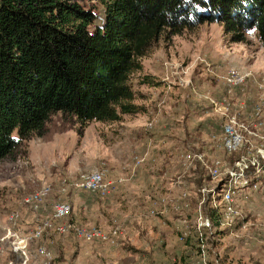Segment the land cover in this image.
Here are the masks:
<instances>
[{
    "label": "rangeland",
    "instance_id": "obj_1",
    "mask_svg": "<svg viewBox=\"0 0 264 264\" xmlns=\"http://www.w3.org/2000/svg\"><path fill=\"white\" fill-rule=\"evenodd\" d=\"M143 63V70L132 75V84L141 103L152 107L162 104L159 110L150 107L152 111L138 120L137 116L124 115L122 131L115 132L113 123L83 125L75 114L56 111L41 136L23 140L0 161V238H8L6 244L0 243V264L20 261L11 250L12 242L19 241L14 233L25 237L26 228L28 232L39 220L51 216L57 199L74 207L69 220L107 232L118 229L117 239L114 243H90L74 234L48 235L31 243L26 264H264V172L257 187L238 193L239 216L232 225L216 222L211 231L199 233L195 222L200 204L205 201L201 207L209 213L211 198H204L200 188L221 184L225 174L213 182L203 167L196 170L195 165H184L182 157L187 151L205 152L219 158L224 169L234 167L246 152L251 156L264 152L263 44L253 32L245 42H232L223 25L203 23L170 37L163 35ZM236 73L244 81L233 84L228 79ZM147 74L153 76V85L141 83ZM233 115L254 132L242 128L247 140L239 150L229 153L218 144L224 122ZM141 129L142 137L138 135ZM136 155L146 158L140 167L135 166ZM101 165L107 167L109 180H117L119 171L140 169L142 188L149 192L146 198L151 201L186 193L180 212L171 204L161 214L156 203L149 208V202L132 206L120 200L118 206L111 202L106 207L99 205L100 210L105 209L99 217L102 222L84 221L75 203L91 192L71 184ZM165 166L167 175L162 170ZM127 182L136 184V180ZM150 182L157 188L147 191ZM48 185L51 194L39 210L25 205V197ZM122 186L131 185L125 182ZM14 210L21 211L15 225L10 220ZM185 226L194 229L195 235L186 241L179 238ZM153 234L156 238H149ZM44 242L51 257L38 253Z\"/></svg>",
    "mask_w": 264,
    "mask_h": 264
},
{
    "label": "trees",
    "instance_id": "obj_2",
    "mask_svg": "<svg viewBox=\"0 0 264 264\" xmlns=\"http://www.w3.org/2000/svg\"><path fill=\"white\" fill-rule=\"evenodd\" d=\"M213 22L232 42L254 32L264 46V0H0V161L53 112L83 125L143 112L131 80L143 58L163 35Z\"/></svg>",
    "mask_w": 264,
    "mask_h": 264
},
{
    "label": "built area",
    "instance_id": "obj_3",
    "mask_svg": "<svg viewBox=\"0 0 264 264\" xmlns=\"http://www.w3.org/2000/svg\"><path fill=\"white\" fill-rule=\"evenodd\" d=\"M228 80L233 84H237L244 81V77L236 73L231 75ZM242 128L248 132H254L248 123L243 121L239 122L236 115L231 116L223 124V137L221 143L218 144V147L225 149L229 153L239 150L244 145L245 140H247ZM211 139L214 141V132L211 133ZM182 157L184 165L191 164L195 165L196 168L197 164H200L213 182L218 181V179L221 178V175L225 174V178L221 180L223 181L221 184L213 185L212 187L202 186L200 191L205 194L204 198L206 196L211 197L209 207L216 210L217 221L232 225L239 216V210L236 205V197L238 193L244 188L257 187L258 180H260V177L264 172V152L260 151L257 156H251L249 152H246L244 156L235 161L234 167L231 168L228 166L224 169L223 162L219 158H212L205 152L187 151ZM145 160V156H134L136 167L142 166ZM121 182V179L109 180L107 167L101 165L94 170L82 173L79 179L73 182L71 186H75L79 189L97 194L102 198H106L118 190ZM65 190L66 187L63 188V191ZM51 191V186H44L40 190L25 197V205L30 206L34 211L39 210L41 204L49 198ZM186 197L187 194L182 193V195H179L178 197L160 198L159 204L161 205V213H165L167 206L170 204L174 211L180 212L183 205V199H186ZM204 202L202 201L200 204L197 213V220L195 222V231L199 233H202L203 230L211 231L215 226V221L212 217L202 210L201 205ZM72 212L73 207L69 202L57 199L52 205L51 216L39 220L32 229L25 234L27 237H21L17 233H14L17 240L19 239L18 242L13 241L11 246V250L16 252L19 256L20 261H17L16 264H26L30 260L28 248L31 243L35 240H43L44 237H48V235L52 234H74L78 238L90 243L96 241L114 243L116 241L115 239H117L118 236V229L107 232L97 226H83L68 219ZM152 213H155V211H152ZM20 218V210H14L11 213L10 220L14 225ZM193 232L194 229L185 226V229L180 231V240H184L191 236ZM6 239H8L7 235L1 237L0 243L6 244ZM0 250H2V247ZM38 253L40 256H45V258L51 257L52 255L48 243L46 242L38 246ZM10 264H15L14 260H11ZM193 264L203 263L195 262Z\"/></svg>",
    "mask_w": 264,
    "mask_h": 264
},
{
    "label": "crops",
    "instance_id": "obj_4",
    "mask_svg": "<svg viewBox=\"0 0 264 264\" xmlns=\"http://www.w3.org/2000/svg\"><path fill=\"white\" fill-rule=\"evenodd\" d=\"M154 93V92H153ZM155 94V93H154ZM151 95V94H150ZM176 98H178L177 100H180L179 99V97H176ZM141 99V98H140ZM140 99H136V103H138V104H143L144 106H145V110L143 111V112H140V113H137V114H133L134 115V118L137 116V118H135V119H139V117H142L144 114H147V112L148 111H152V108H154V110L156 111V109L157 110H159L160 108H161V105L162 104H157V103H155L154 105H153V107H152V105L150 104V103H146V102H140L141 100ZM153 104V103H152ZM174 104V103H173ZM151 105V106H150ZM150 107H152V108H150ZM124 115H129V114H124ZM123 115V116H124ZM133 115H131V116H133ZM122 116V117H123ZM123 121H124V119L123 118H121L120 120H118V121H115V122H100V121H95V122H97V123H113V125H115V127L116 128H118L117 130H115L116 128H114L113 129V131L115 132V131H122V129H121V127L123 126L122 124H124L123 123ZM168 124H170V123H168ZM139 131V133H138V135L140 136V137H142L140 134H142L143 132H142V129L141 130H138ZM145 131V130H144ZM104 134V133H103ZM123 134V133H122ZM101 138V137H100ZM121 138H122V136H121ZM149 138V137H148ZM121 143L122 144H124L125 145V141L123 140V141H121ZM147 143V142H146ZM169 164H167V166H168ZM167 166H165L164 168H162V170H163V173L165 174V175H167V169H166V167ZM125 168H127V167H124V169ZM119 171V170H118ZM140 169L139 170H137V172H135V171H132V170H130V172H122V171H119L118 173H117V176H116V179H121L122 180V182L120 183V185H119V187H118V190L115 192V193H113L112 195H110V196H108V197H106V198H102V197H100L99 195H97V194H94V193H88V196L87 197H85L84 199H82L81 198V200L80 201H76V203H75V208H76V206H79L80 208V212L82 213L80 216H81V218L84 220V221H92V222H94V223H97V222H102L101 221V219L99 218V217H102L103 216V214L104 213H102L105 209H103V211L102 210H100V206L99 205H101L102 207H103V205H104V207H106V204H109L110 202L112 203V204H114V206L115 205H117L118 206V202L121 200H123L122 202H126V204L127 203H130V204H132V206L133 205H135V206H138L139 204H141L142 202H149V208L150 207H153V206H155V203H156V205L158 204L159 205V207H160V209H161V205L159 204V199L160 198H158V200L156 199H154V200H148L146 197H149V192H145V190H144V188H142V186H144V179L143 178H141L140 177ZM139 173V174H138ZM139 175V176H136V175ZM126 175V178H124L123 176H125ZM124 179H125V182H126V185H131V186H129V188H126V186H125V188H123V186L122 185H124ZM128 180H136V184H133V183H129V182H127ZM147 181H151L150 180V178H148V180ZM129 183V184H128ZM149 187L146 189L147 191H149L150 189L149 188H151V189H153V188H157L154 184H152V182H150L149 184H147ZM151 186V187H150ZM123 188V189H122ZM122 191H121V190ZM121 191V192H118V191ZM129 191V192H128ZM96 197V198H95ZM74 203V202H73ZM148 204V203H147ZM78 208V207H77ZM73 209H74V207H73ZM162 214V213H161ZM132 222V221H131ZM29 227V226H28ZM28 232H29V230H28ZM27 232V228H26V231L25 232H23V234L25 235V234H27L28 233ZM155 233V232H154ZM138 237H139V235H138ZM148 237H149V235H148ZM149 238H151V239H154V238H156L155 237V234H153V237H149ZM152 241V240H151ZM36 245V244H35Z\"/></svg>",
    "mask_w": 264,
    "mask_h": 264
}]
</instances>
